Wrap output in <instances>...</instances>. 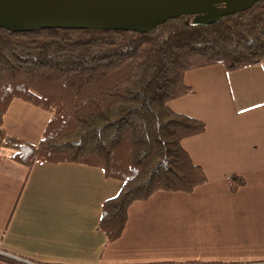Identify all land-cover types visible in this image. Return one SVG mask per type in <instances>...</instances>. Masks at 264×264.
Segmentation results:
<instances>
[{"label": "trees", "instance_id": "trees-1", "mask_svg": "<svg viewBox=\"0 0 264 264\" xmlns=\"http://www.w3.org/2000/svg\"><path fill=\"white\" fill-rule=\"evenodd\" d=\"M202 15L142 31L0 28V151L27 168L70 163L121 181L119 194L102 207L99 229L107 242L122 236L131 204L157 192L192 193L207 182L182 147L205 124L169 106L193 93L186 74L264 63V0L212 22L196 20ZM14 99L50 115L37 145L3 130ZM227 184L235 193L245 181L234 175ZM0 262L26 263L1 253Z\"/></svg>", "mask_w": 264, "mask_h": 264}, {"label": "crops", "instance_id": "crops-1", "mask_svg": "<svg viewBox=\"0 0 264 264\" xmlns=\"http://www.w3.org/2000/svg\"><path fill=\"white\" fill-rule=\"evenodd\" d=\"M190 73L193 93L169 106L205 124L203 134L182 142L204 185L131 204L122 236L107 242L102 207L121 181L70 163L27 168L0 151V253L29 264H264V63ZM201 76L209 82L200 87ZM49 119L14 99L3 130L37 145ZM234 175L245 186L232 193L227 178Z\"/></svg>", "mask_w": 264, "mask_h": 264}, {"label": "water", "instance_id": "water-1", "mask_svg": "<svg viewBox=\"0 0 264 264\" xmlns=\"http://www.w3.org/2000/svg\"><path fill=\"white\" fill-rule=\"evenodd\" d=\"M257 0H0V28L30 30H140L184 14L216 21ZM217 7V8H216Z\"/></svg>", "mask_w": 264, "mask_h": 264}, {"label": "rangeland", "instance_id": "rangeland-1", "mask_svg": "<svg viewBox=\"0 0 264 264\" xmlns=\"http://www.w3.org/2000/svg\"><path fill=\"white\" fill-rule=\"evenodd\" d=\"M196 20L199 21L198 18H197ZM258 66H259V65H258ZM202 72H204V71H202ZM191 74H192V73H190V72L186 74V79H187L188 82L191 81L190 78L193 76V75H191ZM197 82L199 83V85H200V87H201V86H202V83H204V82H209V79H207V78L201 76V80L198 79V80L196 81V83H197ZM195 87H196V84H195ZM3 154H4V153H3ZM0 165H1L2 167H5V166H6L5 163H1Z\"/></svg>", "mask_w": 264, "mask_h": 264}]
</instances>
